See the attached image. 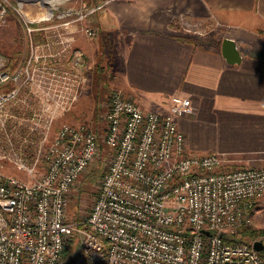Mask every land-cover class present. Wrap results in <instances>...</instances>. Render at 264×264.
Segmentation results:
<instances>
[{
  "label": "built area",
  "instance_id": "1",
  "mask_svg": "<svg viewBox=\"0 0 264 264\" xmlns=\"http://www.w3.org/2000/svg\"><path fill=\"white\" fill-rule=\"evenodd\" d=\"M9 8L0 0V24ZM26 27L38 31L33 37L48 30ZM60 43L52 54L45 53L51 41H31L27 62L15 69L0 55V130L15 168L29 178L0 176V264H62L72 244L70 264H264L254 241H231L264 201V165L189 151L177 121L192 107L180 95L156 112L114 90L101 131L65 121L52 131L82 85L65 67L49 65L64 58L67 41ZM74 52L82 69L83 51ZM36 128L28 162L24 146ZM97 158L106 166L92 207L84 219L70 220L71 190Z\"/></svg>",
  "mask_w": 264,
  "mask_h": 264
},
{
  "label": "crops",
  "instance_id": "2",
  "mask_svg": "<svg viewBox=\"0 0 264 264\" xmlns=\"http://www.w3.org/2000/svg\"><path fill=\"white\" fill-rule=\"evenodd\" d=\"M97 1L105 5L97 33L110 39V32L123 28L112 38L113 89L145 111L164 112L172 95L187 97L192 111L177 123L192 153L264 160V0ZM180 14L222 25V36L205 40L203 33L182 32L172 20ZM224 39L236 43L238 64L222 56ZM99 42L104 46V39Z\"/></svg>",
  "mask_w": 264,
  "mask_h": 264
},
{
  "label": "rangeland",
  "instance_id": "3",
  "mask_svg": "<svg viewBox=\"0 0 264 264\" xmlns=\"http://www.w3.org/2000/svg\"><path fill=\"white\" fill-rule=\"evenodd\" d=\"M7 3L10 8L5 21L0 24V55L7 59L10 68L22 67L27 62L31 53V41L33 44L35 41H38V44L45 40H48V43L51 41L53 43L50 46L51 49L45 53L53 54L62 47L59 41L66 39L67 49L64 59L61 61L52 60L49 65L56 64L57 67H65L70 78H73L74 75H78V78L81 77L79 80L82 85L78 95L76 94L75 100L71 103L66 115L55 120L51 130H56L57 126L65 121L73 125H87L95 129L96 132L101 131L104 127L105 112L109 106V97L115 90L112 87V80H114L117 49H115L112 38L115 37V32L120 33L123 28H113L114 33L110 32V39L107 38L106 32L98 31L97 33L95 21L103 16L101 11L103 8L105 9V5L100 4L97 0H63L60 3H55L52 7L48 3H43L42 0H7ZM107 19L111 24L110 26L115 25L116 22L112 17ZM108 20L104 19V21ZM172 20L182 32L194 36L203 33L205 40L212 39L210 37L220 38L222 36L221 28L223 27L219 24L213 27L207 24H198L190 21L182 14L178 18L173 17ZM26 25L48 28V30L40 32L43 33L42 36H47V38L41 36L35 40L36 36L33 37L32 34L38 31L28 33ZM86 29L93 31V34L88 36L85 33ZM101 38L105 41L104 46H100V42L98 44ZM74 50L83 51L81 57L84 66L82 69L75 67L72 58L76 54ZM57 64H65V66ZM10 130L11 128H6L7 134ZM39 130L38 128L34 129L30 135L29 144L24 146L25 157L28 162H31L30 158L35 147L38 146ZM21 131L25 133V127ZM2 155L5 157L2 158ZM261 156L254 154L235 155L234 164L242 167L263 166L264 160H259ZM105 166V159L97 158L75 182L67 207L70 220L71 218L84 219L88 215ZM6 175H13L23 180L29 179L23 172L15 168L11 158V146L5 138V133L0 130V176ZM250 232L253 237L247 238L245 233L249 234ZM237 238L248 241L254 239L253 241H260L264 245V201H262L259 212L251 224L238 230ZM76 250L77 247L72 244L62 264H70L71 257L76 254Z\"/></svg>",
  "mask_w": 264,
  "mask_h": 264
},
{
  "label": "water",
  "instance_id": "4",
  "mask_svg": "<svg viewBox=\"0 0 264 264\" xmlns=\"http://www.w3.org/2000/svg\"><path fill=\"white\" fill-rule=\"evenodd\" d=\"M222 56L228 64L234 65L240 62V54L236 43L231 39H224L222 41ZM204 234H207V231H203ZM252 247L255 251L261 252L264 249V245L260 241H254Z\"/></svg>",
  "mask_w": 264,
  "mask_h": 264
},
{
  "label": "trees",
  "instance_id": "5",
  "mask_svg": "<svg viewBox=\"0 0 264 264\" xmlns=\"http://www.w3.org/2000/svg\"><path fill=\"white\" fill-rule=\"evenodd\" d=\"M36 39H37V37H35V40H36ZM71 220H76V219L71 218ZM245 235L248 236L247 238L253 237V234H252L251 232H250L249 234L245 233ZM225 240H226V241H230V239H228V238H225ZM253 240H254V239H253ZM253 240L248 241V240L238 239V238H237V235H236L234 238H232L231 241H233V242H237V243H240V244H250ZM259 256H260V258L262 259V261L264 262V249H263L261 252H259Z\"/></svg>",
  "mask_w": 264,
  "mask_h": 264
},
{
  "label": "bare ground",
  "instance_id": "6",
  "mask_svg": "<svg viewBox=\"0 0 264 264\" xmlns=\"http://www.w3.org/2000/svg\"><path fill=\"white\" fill-rule=\"evenodd\" d=\"M63 0H42L43 3H48V5H50L51 7L56 3H60Z\"/></svg>",
  "mask_w": 264,
  "mask_h": 264
},
{
  "label": "flooded vegetation",
  "instance_id": "7",
  "mask_svg": "<svg viewBox=\"0 0 264 264\" xmlns=\"http://www.w3.org/2000/svg\"><path fill=\"white\" fill-rule=\"evenodd\" d=\"M37 38H39V36H36Z\"/></svg>",
  "mask_w": 264,
  "mask_h": 264
}]
</instances>
